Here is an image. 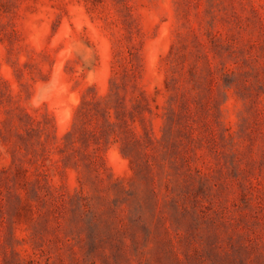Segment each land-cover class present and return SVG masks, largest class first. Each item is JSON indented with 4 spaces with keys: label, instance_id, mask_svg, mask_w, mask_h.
I'll return each instance as SVG.
<instances>
[{
    "label": "rangeland",
    "instance_id": "1",
    "mask_svg": "<svg viewBox=\"0 0 264 264\" xmlns=\"http://www.w3.org/2000/svg\"><path fill=\"white\" fill-rule=\"evenodd\" d=\"M0 264H264V0H0Z\"/></svg>",
    "mask_w": 264,
    "mask_h": 264
}]
</instances>
